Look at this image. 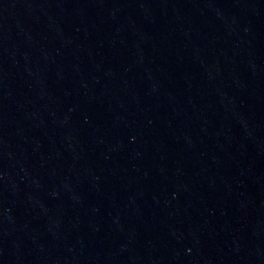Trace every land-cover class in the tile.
Here are the masks:
<instances>
[{
	"label": "water",
	"instance_id": "95a60500",
	"mask_svg": "<svg viewBox=\"0 0 264 264\" xmlns=\"http://www.w3.org/2000/svg\"><path fill=\"white\" fill-rule=\"evenodd\" d=\"M0 264H264V0H0Z\"/></svg>",
	"mask_w": 264,
	"mask_h": 264
}]
</instances>
